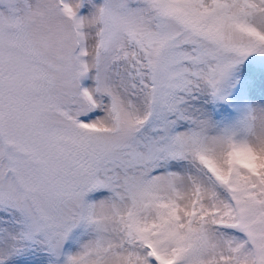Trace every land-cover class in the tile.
I'll use <instances>...</instances> for the list:
<instances>
[{
	"label": "snow or ice",
	"instance_id": "snow-or-ice-1",
	"mask_svg": "<svg viewBox=\"0 0 264 264\" xmlns=\"http://www.w3.org/2000/svg\"><path fill=\"white\" fill-rule=\"evenodd\" d=\"M0 264H264V0H0Z\"/></svg>",
	"mask_w": 264,
	"mask_h": 264
}]
</instances>
